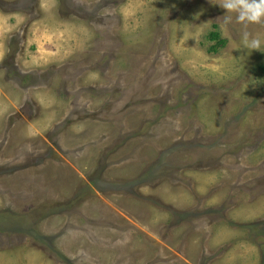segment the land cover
I'll use <instances>...</instances> for the list:
<instances>
[{"label":"rangeland","instance_id":"374dc122","mask_svg":"<svg viewBox=\"0 0 264 264\" xmlns=\"http://www.w3.org/2000/svg\"><path fill=\"white\" fill-rule=\"evenodd\" d=\"M218 3L0 0V264H264V24Z\"/></svg>","mask_w":264,"mask_h":264},{"label":"clouds","instance_id":"9594fccd","mask_svg":"<svg viewBox=\"0 0 264 264\" xmlns=\"http://www.w3.org/2000/svg\"><path fill=\"white\" fill-rule=\"evenodd\" d=\"M218 6L224 10L221 26L225 32L233 21L242 25V40L246 50L259 51L262 41L247 30L250 25L264 24V0H219Z\"/></svg>","mask_w":264,"mask_h":264},{"label":"trees","instance_id":"16d2710c","mask_svg":"<svg viewBox=\"0 0 264 264\" xmlns=\"http://www.w3.org/2000/svg\"><path fill=\"white\" fill-rule=\"evenodd\" d=\"M214 28H215V27H214ZM210 38H211L212 40H214V41L216 40V41L220 42V40H219V35H218L216 32L211 33Z\"/></svg>","mask_w":264,"mask_h":264}]
</instances>
